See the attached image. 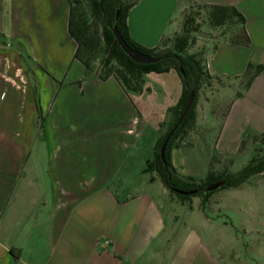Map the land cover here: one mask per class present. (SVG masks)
<instances>
[{
    "label": "crops",
    "instance_id": "obj_1",
    "mask_svg": "<svg viewBox=\"0 0 264 264\" xmlns=\"http://www.w3.org/2000/svg\"><path fill=\"white\" fill-rule=\"evenodd\" d=\"M191 3L232 6L243 17L247 43L209 41L202 47L205 68L211 79L229 80L247 64L262 67L222 117L220 134L229 135L242 119L248 121L240 134H264V0H137L126 14L129 38L155 47L176 32L168 34V27ZM67 16L66 0H0V264H233L221 257L218 237L230 233L229 211L247 214L241 202L249 179L208 198L229 224L201 211L188 217L184 233L166 223L161 201L168 194L158 180L129 193L138 155L149 160L139 143L152 150L180 81L171 70L147 73L141 92L130 93L111 76L86 74L73 57ZM9 42L20 44L19 54ZM21 55L30 63L31 86ZM7 82L13 100L4 103ZM209 103L205 97L196 104L187 136L199 131ZM186 139L171 149V164L182 177L202 178L206 163L194 173L185 168L196 148ZM113 185L119 192L109 190ZM195 222L205 230L217 226L218 234L204 231L202 242Z\"/></svg>",
    "mask_w": 264,
    "mask_h": 264
},
{
    "label": "trees",
    "instance_id": "obj_2",
    "mask_svg": "<svg viewBox=\"0 0 264 264\" xmlns=\"http://www.w3.org/2000/svg\"><path fill=\"white\" fill-rule=\"evenodd\" d=\"M66 1L67 33L76 45L73 57L80 62L86 74H92L99 79L111 76L124 92L130 93L141 92L143 77L147 73H165L171 70L178 76L180 96L174 106L167 108L166 119L159 124V134L152 147V158L144 162L141 171L148 174L150 181L158 180L172 198L187 204L192 196H197L204 202L212 192L203 195L202 190L210 184L223 181L219 189L236 188L251 177L264 173V152L259 151L235 173H229L226 169L214 171L212 162L217 157L211 156L205 175L199 179L178 175L170 161L171 149L178 147L193 128L198 92L205 85V80L211 78L206 72L202 49L199 50L201 53L188 51L194 40L193 33L199 29L197 17L201 13L204 15L208 29H222L224 33L220 38L229 44H246L247 38L242 28L244 19L234 7L191 3L181 12L179 31L170 37H161L155 47L147 49L132 41L127 32L126 14L137 0ZM116 10L118 16L114 21ZM113 24L128 47L151 55L157 61L151 64L132 62L116 44L110 31ZM261 69L260 65H246L241 76L244 78L243 89ZM190 91H193L190 107L169 136L161 159L159 148L175 125ZM259 139L263 141V134L259 135ZM217 160L218 158L215 162ZM188 192L192 194H187Z\"/></svg>",
    "mask_w": 264,
    "mask_h": 264
},
{
    "label": "rangeland",
    "instance_id": "obj_3",
    "mask_svg": "<svg viewBox=\"0 0 264 264\" xmlns=\"http://www.w3.org/2000/svg\"><path fill=\"white\" fill-rule=\"evenodd\" d=\"M181 16L182 13L174 17V20H172L170 26L168 27V34L171 31H179ZM197 22L199 23V29L197 32L193 33L194 40L189 46L188 51L201 53L199 50H201L202 47H205L206 49L211 47V43L209 41L212 40V43H214V40H217V38L222 36L224 31H222V29H208L202 13L197 17ZM8 45L11 49L18 53L17 50H19L20 47L18 42H9ZM10 56H12L11 53ZM20 58L21 62L27 69V84L31 86L32 79L30 77L31 71L29 70L30 63L24 55H21ZM10 65H12V63H10ZM251 66L255 67L256 65ZM9 78L13 81H18L16 78L13 79L10 76ZM243 81L244 78L241 76L229 80H221L217 78L211 79L209 77L205 80V85L198 92L195 106L198 102H200V100H204L205 97H207L210 101L209 104L211 112L207 110L201 114L200 118L197 120V123L199 124V131L187 136L186 142L192 143L196 147L190 151L188 153L189 155L185 158V168L188 172H196L198 167L204 163L208 165L211 156H214L217 157L218 160L215 162V159L217 158L213 159V169L216 171L226 169L229 173H235L240 170L258 151L259 153L264 152V139L263 141H260L259 135L253 136L249 134H240V131L246 129L245 125L248 120H237L236 125L233 127L232 131H230L229 135H225V133L223 135L220 134L222 117H224L232 102L239 98V92L243 89ZM7 83L8 91L6 92L4 103L13 100L11 95L12 93L10 91L11 83ZM23 86H25V84H23ZM23 86L22 90L24 91ZM4 93L5 92H3V94ZM38 117L39 124L43 116H40L38 113ZM203 117L205 119L204 122H202ZM144 137L145 135L142 139ZM142 142L143 141L139 143V147L143 145V156L145 155V157L151 159L153 154L152 150L146 149L145 142H143V144ZM137 160L141 161L134 163L133 166L135 168V172L129 177V183L126 186L128 187L127 191H130L129 193L138 191L141 184H145L148 179L147 174L140 172L144 165L141 154L138 155ZM120 176L121 175H119V177ZM156 184L157 185L155 186H160L159 183ZM245 184V188L247 189L242 192L244 198L241 203H246L247 206H249V209H247L248 211L246 215L241 213L239 218H237V214L229 211L232 226L230 227V233L221 234V236L218 237L220 254L221 257H231L233 264H264V173L262 175L251 177ZM109 190H117V192H119L117 186L115 185H113L112 188H109ZM158 190L154 188L153 193L157 197L160 196V198H162L163 195L160 194V189ZM224 190L225 189H218L212 191L209 197L214 198L215 196H220L223 192H225ZM124 191L126 190L124 189L120 192L121 195ZM167 194L168 196H164L161 201L162 213L166 217V223L169 224L171 222L177 224L178 227L182 228V233L185 231V225L188 224V217L190 215L196 216V214L201 211L214 219L219 218L222 222L229 224L227 218H225V215L223 214L224 212L218 211L217 206L209 201V197L202 202L199 197L192 196L187 204H182L172 198L168 192ZM169 196L173 200H169ZM171 212L175 214V219H171L172 221L169 219ZM182 223L184 226H179ZM191 225H193L192 229L198 233L201 241L204 243L207 242L204 231H207L208 233H215L216 235L218 234L217 226L211 228L208 227L205 230L206 226L201 227V225H197L196 222ZM260 254H262L263 257H261Z\"/></svg>",
    "mask_w": 264,
    "mask_h": 264
},
{
    "label": "water",
    "instance_id": "obj_4",
    "mask_svg": "<svg viewBox=\"0 0 264 264\" xmlns=\"http://www.w3.org/2000/svg\"><path fill=\"white\" fill-rule=\"evenodd\" d=\"M117 16H118V12L116 10L115 16H114V21L117 19ZM110 31L113 35V38H114L116 44L118 45V47L120 48L122 53L125 54L132 62H134L136 64H151V63H154L157 61V58H155L151 55L142 54V53L137 52V51L131 49L130 47H128V45L123 41V39L118 34L114 24L112 25V28ZM192 98H193V91H190L186 97L184 106L180 112L178 119L176 120L175 125L170 129V131L168 132V134L164 138V140H163V142L159 148V156L161 159L163 158L164 147L167 143L169 136L172 134L175 126L180 122V120L183 118V116L185 115V113L189 109L190 104L192 102ZM222 185H223V181H219V182L210 184L207 187L203 188L202 194L205 195L209 192L215 191V190L219 189ZM187 194H192V192H188Z\"/></svg>",
    "mask_w": 264,
    "mask_h": 264
}]
</instances>
